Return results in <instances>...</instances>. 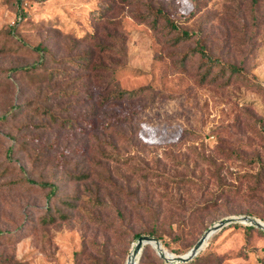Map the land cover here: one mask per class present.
<instances>
[{"label":"rangeland","instance_id":"1","mask_svg":"<svg viewBox=\"0 0 264 264\" xmlns=\"http://www.w3.org/2000/svg\"><path fill=\"white\" fill-rule=\"evenodd\" d=\"M249 1L0 0V31L15 28L0 50V264H127L139 235L185 255L223 219L264 222V91L180 64L200 40L264 87V5L255 30ZM160 7L193 36L134 16ZM117 90L141 92L102 102ZM247 227L213 234L195 264H264V231ZM141 258L162 264L151 245Z\"/></svg>","mask_w":264,"mask_h":264},{"label":"trees","instance_id":"2","mask_svg":"<svg viewBox=\"0 0 264 264\" xmlns=\"http://www.w3.org/2000/svg\"><path fill=\"white\" fill-rule=\"evenodd\" d=\"M22 1V0H19ZM264 5L263 0H250L249 1V8L248 13L251 18L252 24L254 26V29L257 30L259 27V20H258V11L261 8V6ZM147 13H140L136 12L134 13L135 18L139 19L143 22H150L152 28L156 30L159 27V21L164 20L166 22L165 29L168 30V32L172 34V41L173 43H179L181 41H187L192 36L193 33H190L187 30L179 28L175 21L167 14V12L164 10V8H150ZM101 14H99L100 16ZM15 31L14 27L6 26L4 29L0 31V37L3 38V43L1 44L0 50L1 52L6 49V47L10 44L9 40L12 39L13 32ZM201 32L199 38H201ZM192 58H198L199 60V80L201 84H204L207 81L210 82H218L220 79H224V84H230L233 79L234 80H241L243 83L247 84L248 86H253L258 89H261L264 91V87H262L260 84L254 82L249 78V75L242 69V67L236 66V65H229L227 63L221 62L219 58H216L211 55V53L207 50V47L204 43H202L200 40L196 43V46L193 49H189L187 52L183 53L181 63L185 64L187 59ZM52 76V75H51ZM141 90L138 91H121L117 90L113 93H110L108 96L102 98V102H105L107 100H115V99H123L125 96H136L139 94ZM128 118H124L123 120H127ZM237 157L242 158L241 156ZM252 162V161H249ZM264 179V176H262V173H260V176L258 177V182L262 181ZM30 183H36L33 180H28ZM41 186L47 187L49 186L51 188V193L54 192L53 186L47 183H41ZM247 229L251 230L254 229L253 227H247ZM141 236H138V239ZM153 237V236H150ZM157 240H161L159 237H154ZM148 246V245H147ZM201 258V255H197L192 261L185 264H195V262H199V259ZM159 261L162 264H169L165 262L164 259H162L159 256ZM143 264V258H141L140 263Z\"/></svg>","mask_w":264,"mask_h":264},{"label":"water","instance_id":"3","mask_svg":"<svg viewBox=\"0 0 264 264\" xmlns=\"http://www.w3.org/2000/svg\"><path fill=\"white\" fill-rule=\"evenodd\" d=\"M233 223L250 225L264 231V222L260 219L253 218L250 216L226 218L214 224L212 227H210L204 233L201 239L193 246V248L185 255L171 254L163 248L162 243L156 238L150 236H141L135 243L134 248L132 249L131 254L128 258V261H130L131 264H138L144 246L151 245L156 249L158 255L162 259H164L165 262L167 263H172V264L189 263L204 249L205 243L210 239V237L213 234H215L218 231H221L222 229Z\"/></svg>","mask_w":264,"mask_h":264},{"label":"bare ground","instance_id":"4","mask_svg":"<svg viewBox=\"0 0 264 264\" xmlns=\"http://www.w3.org/2000/svg\"><path fill=\"white\" fill-rule=\"evenodd\" d=\"M208 241L205 243L204 248L207 246ZM127 264H131L130 261L127 262Z\"/></svg>","mask_w":264,"mask_h":264}]
</instances>
